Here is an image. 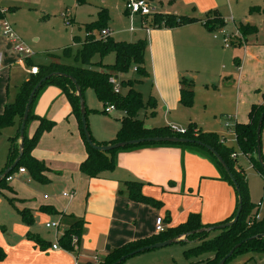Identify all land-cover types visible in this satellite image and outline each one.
Returning <instances> with one entry per match:
<instances>
[{
	"label": "crops",
	"instance_id": "0c3cea01",
	"mask_svg": "<svg viewBox=\"0 0 264 264\" xmlns=\"http://www.w3.org/2000/svg\"><path fill=\"white\" fill-rule=\"evenodd\" d=\"M2 2L1 0L0 5ZM199 2L200 0H158L156 7L157 12L162 14L189 16L183 14L184 3L198 6ZM102 3L107 5L106 0ZM107 7L104 8L109 12ZM1 8L8 9L6 17L9 12L13 13L12 20L9 21L27 45L33 42L29 45L32 48L31 45L41 42L40 38H35L38 31L32 22L26 20L25 26L19 24V8L16 5L0 6ZM203 11L206 13V10ZM200 12L203 13L201 10ZM209 12L207 11L204 17L190 16L199 20L174 28H146L143 18L140 17L141 27L135 26L132 27L133 30H129H140L139 34L133 33L136 39L130 38L132 36L129 35L117 39L115 34L124 32L115 31L108 25L112 37L117 41L134 42L147 39L145 81L150 85L148 99L155 102L156 106L149 108V113L154 112L151 120L149 116L144 117L146 126L156 127L160 122L166 125L169 122L173 123L170 125L172 127H186L187 115L194 105L188 108L180 103L182 77H191L195 87L197 81L203 77L202 85L208 93L213 89L210 93L214 99L220 96L230 101L231 91L235 110L227 111L231 113L229 117L232 122H249L252 105L263 103L264 78L255 83L251 81L252 74L258 76L256 71L260 68L258 65L262 64L259 54L254 55L251 50L264 52L263 45L258 39L257 42L247 45L248 38H244L242 47V40L234 36L232 44L238 47L231 51L232 68L227 72L217 69V62L219 63L221 57H225L226 51L220 52L210 35L211 32H221V28L210 31L202 22L206 20ZM29 37L35 40L32 41ZM66 47H63L62 51ZM32 50L34 51L33 48ZM16 53L0 33V113L6 105L15 101L21 84L32 76L29 69L52 60L51 57H45L35 63L36 50L30 57ZM27 65H30L29 69ZM14 67L18 70L16 77L13 75ZM223 88L230 91L227 94L221 92ZM254 91L256 95H252ZM84 97L93 138L100 143L113 140L120 128L121 115L106 114L102 106L96 108L94 103L93 107H90L87 95ZM99 103L103 104L101 101ZM242 111H245L244 115H248L243 116ZM34 114L54 123L52 129L42 133L31 152L32 157L42 161L48 168L44 172L46 179L37 181L28 171L17 172V177L11 181L7 180L10 182L7 183L10 188L0 190L3 194L0 199V247L6 253L0 264H76L77 261L82 264H97L96 256L102 261L115 247L156 235V218L164 214L167 216V221L164 220L167 229L186 222L191 213H199L203 224L221 223L236 213L238 198L235 187L223 179L217 165L199 151L172 145L120 151L116 155V168L113 171L90 178L80 170L81 164L88 157V151L80 121L64 92L57 86H47L35 104ZM233 115H236L235 118ZM107 117L118 123L108 126L102 121ZM192 117L195 118V115H189V118ZM39 125L38 119L29 122L27 135L32 137ZM9 127L8 133L0 139V150L8 153L7 158L0 162V174L7 165L11 139L18 133L17 123ZM212 130L214 129H206ZM126 181L142 183V193L160 204L136 202L129 199L125 193L118 194L119 189L125 190L123 183ZM9 199L14 202L11 203ZM25 208L33 215L32 225L25 224L18 211ZM263 209L264 207L261 211ZM261 213L264 216V213ZM76 220H82L83 225L79 249L73 253L62 248L58 239ZM53 221L60 222L59 233L40 230L41 227L46 228V223ZM37 224H40L39 229ZM30 235L38 236L47 242L45 248H41ZM55 243H59L61 248L54 249Z\"/></svg>",
	"mask_w": 264,
	"mask_h": 264
},
{
	"label": "trees",
	"instance_id": "16d2710c",
	"mask_svg": "<svg viewBox=\"0 0 264 264\" xmlns=\"http://www.w3.org/2000/svg\"><path fill=\"white\" fill-rule=\"evenodd\" d=\"M261 11L264 13V8H250L251 13H261ZM149 17L150 16L143 18L144 26H146V28H174L199 20L190 16L162 14L159 12H156L154 15H152L151 20H149L148 22ZM109 20L110 15L108 10L106 8L99 9L97 19L84 24V28L86 31L84 39L80 38V36L77 35L73 37V43H79L81 45L77 49L74 56L75 61L80 62V64L75 65L64 62H54L53 60H51L49 63L39 66V73L32 74V76L28 80L21 84L15 101L6 105L4 111L0 113V133L6 127L12 126L16 123L18 125V133L11 139L12 146L10 148L6 168L1 172L2 174L7 168L13 165L14 161L19 155L20 126L22 123L25 107L32 90L44 77L52 73H57L43 82L42 86L39 88L34 97L26 124L23 156L17 166L12 170V172L0 182V188H10L7 185V178L15 171H18L21 167H25L30 176L37 181H44L46 179L44 172L48 170V168L42 161L32 157L31 152L38 143L42 133L52 129V127L54 126L53 122L47 120L46 118L37 117L34 114V107L40 94L47 86L51 85L59 87L64 92L72 105L74 113L80 121L82 135L88 151V157L81 164L80 170L86 176L95 178L99 177L103 172L113 171L116 168V155L120 151L140 149L150 146L172 145L190 148L205 154L219 167L220 171L222 172L223 179L227 180L234 186V183L229 174L225 171L224 167L214 156V154L207 147L196 142H144L141 144L128 145L123 148L112 149L109 151H101L91 147L83 131L80 111V99L76 95V86L73 82L74 78L80 86L83 95L86 90L93 89L97 99L101 101L104 106L108 103L114 104L118 110L124 111L123 117L120 119L121 128L119 129L116 137L109 142L100 143L96 141L91 135L94 143L105 146L146 137L178 136L195 141H201L204 144L213 147L227 163L239 186V191L235 189L238 198L237 210L239 207V196H241L242 198V210L239 218L237 222L232 226L223 229H217L219 231L218 234L211 238H209L211 232L206 231L198 232L188 236V241H196L198 244L186 250V255H189V257H198L204 253L210 252V256L201 259L198 264H218V262L223 257H225V255L229 253V251L233 249L238 243L242 244L235 249L234 254L226 261V263L232 257L242 252L264 253V236H262L264 234V217L261 220H254L251 222V219L256 215V213L259 212V208L257 204H254L250 201V191L247 176L242 165L240 164V162H238V159L232 157V154L236 153V151L225 144L224 136L220 137L218 134L213 132H204L203 130L196 128L192 124L187 127L183 133L173 129V127L169 125L162 127H148L139 115L140 109L144 108L145 106L142 94L132 87L133 84H131V79L122 81V84L131 87L126 95L116 94L114 92L113 86L110 83V78L112 75H116L119 73H128V71L132 67H137V72L141 74V77L147 76V71L144 64L145 53L148 44L146 38L139 39L134 42H129L125 40L117 41L112 36L108 38L99 37L98 33L102 29L108 27ZM72 21L74 22V20H71V23ZM202 22H204V24L210 31L224 28L227 23L216 11H210L206 17V20H203ZM238 29L244 38H247L248 35L257 34L259 31L256 25L249 24L248 22L240 23ZM71 50V45L66 47L63 50V55H69L71 53ZM112 52L115 53L114 63H104L103 58L107 54ZM96 56H99L100 59L94 60ZM194 84V81L191 79H186L184 77H182L181 79L180 103L188 108H191L194 105ZM262 99L263 103L252 105L249 112V122H235L234 132L236 141L243 155L250 160L253 166L257 168V170L262 175H264V167L259 163L257 158V127L259 119L264 114V92L262 93ZM150 104L152 108H155L156 103L152 102L151 99H148V107L150 106ZM152 113L154 114V112ZM36 119L40 121V125L34 135L32 137H29L27 135V126L29 122ZM263 125L264 118L261 129L263 128ZM123 184L125 186V190L119 189L118 194L125 193L129 199L136 202H144L154 205L160 204V202L148 196H145L142 193V183L138 181H126ZM9 201L11 203L14 202L13 199H9ZM237 210L231 218L224 222L216 224H203L201 222L199 213H191L186 222L176 227L168 228L164 232L157 233L156 235L149 238L138 239L126 243L120 247L113 248L104 258V260L99 262V264H113L122 256L140 247L151 245L157 242H163L172 238H177L180 235H184L194 230H200L202 228L227 223L235 218ZM18 211L25 224L32 225L34 223L33 215L29 209H19ZM82 225V220H76L74 224L61 235L58 240L64 249H73V235L78 236L81 242ZM253 236L258 237L250 239V237ZM30 238L34 240L41 248H45L47 242L41 240L38 236L35 235H30ZM246 239L249 240L245 241ZM5 257L6 253L0 247V261L4 260Z\"/></svg>",
	"mask_w": 264,
	"mask_h": 264
},
{
	"label": "rangeland",
	"instance_id": "374dc122",
	"mask_svg": "<svg viewBox=\"0 0 264 264\" xmlns=\"http://www.w3.org/2000/svg\"><path fill=\"white\" fill-rule=\"evenodd\" d=\"M2 1H3L2 5L0 6L4 7L7 5H11V6L16 5L19 8L18 18H19V24L21 26H25L26 25L25 21L29 20L34 24L33 27L37 29L38 35L35 38H40L41 42L38 44L34 43L33 45H31L34 51L36 50L37 52L36 53L37 56L34 57L35 63L37 62V60H44L45 57H51V59L54 62H64V63L79 65L80 62L75 61L74 56L77 49L81 45L73 43V37L77 35L80 36V38L84 39L86 35L84 24L86 22H91V20H94L95 18L98 17V11L99 9L102 8L101 6L104 7L108 6L107 8L109 9V14L111 18L109 22V25H111L110 28L114 29L115 31L124 32L122 34H117V35L115 34L114 36L115 38L119 39L122 36L128 37L129 35L132 36L130 38L136 39V37H134L135 34L133 33L136 34L140 33L139 29L136 32L129 31L132 27L133 28H135V26L137 28L141 27V18H140L141 16L134 15L135 18L132 19V17H130L129 14L125 12L124 0H106L105 4L107 5H104L102 3L104 0H2ZM152 3L154 6H156L158 0H152ZM194 6L195 4L189 5L184 3L183 14L189 16L204 17L206 16L207 11L208 12L210 10H212L213 12L216 11L225 20V22H227L225 26L226 31H228V33L231 36H237L239 39L242 40V43L245 42V39L238 29L240 23L250 22L251 24L256 25L259 31L257 34L248 35L247 37L248 41H246L247 45L257 42L258 39V42L262 44L264 48V13L262 11L261 13L250 12L251 7H259L263 9L264 0H200L198 6L197 5L195 7ZM202 9L206 10V13ZM200 10L203 13H201ZM12 15H13L12 12L8 13L7 15L8 20H12ZM151 18H152L151 16L148 18V22L149 20H151ZM71 20H74V22L72 21L71 23ZM214 34H217L219 37L217 39L213 38ZM210 35L216 46L220 49V52L224 50L226 51L225 57L224 58L221 57L219 59V63L217 62L216 68L222 69L223 71L227 72L229 68H232L231 62L233 63V61L230 62L231 51L232 49L238 47V45L235 44L232 45L231 47H225L221 32L218 31L211 32ZM35 38H32L31 40L34 41ZM5 40L7 41V44L10 45L12 51L16 53L17 51L15 50L13 43L6 37ZM27 43L29 44V42ZM32 43L33 42H31L30 44ZM70 45L72 47L71 53L67 56H64L62 51L63 47ZM241 46L244 47V43ZM251 52L254 55L259 54L258 56L260 57V60H262V64L258 65V67L260 68L258 69V71H256L258 72V76L252 74L251 81L255 83V82H259V80H262L264 78V74H263L264 68H262L264 67V52H261V50H256V49L251 50ZM99 59H100L99 56H96L94 58V60H99ZM114 61H115V53L113 52L107 54L103 58V62L106 64H112L114 63ZM29 66L27 65L26 67L29 69L30 68ZM14 68L15 69L13 70L14 71L13 75L14 77H16V72H18V70L16 69V67ZM140 75L141 74L135 72L132 67L128 71V73H119V79L121 83L122 81H127L128 79H131L132 81L131 84H133L132 87L135 90L141 92L145 103L144 108H141L139 111L140 118L144 119L145 116H149V120H151L152 116L154 115H152V113H149V108L151 107V105L149 107L147 105L150 85L147 81H145V77H141ZM190 78L191 77H188L187 79ZM202 82H204L203 77H201V79L197 81V85L195 87L196 98H195L194 108L191 112L189 111V115H195V118L194 117L189 118V115H187V119L185 122L186 127L184 129H186L192 124L196 128L203 129L204 131H206L207 128H213L214 130L206 131V132L216 133L220 137L224 136L225 144L228 147L233 148L239 156L238 158L237 154L234 156L235 153H233L232 157L238 159V162L241 161V164L244 168L249 184L250 201L254 204H258L262 199H264V175H262L257 170V168L253 166L250 160L243 155L236 141L235 132H234L235 122H232L231 119H228V117L231 116V113L227 111V110H235L234 98L232 96L233 94L229 89L223 88L221 89V92H226L227 94L228 91H230L229 93L230 101H227V99L224 100L220 98V96L214 99V96H212V94L210 93V91H213V89H210L208 93L207 92L208 90L202 85ZM130 88H131L130 86L122 84L121 95H126L129 92ZM85 92L86 93H84V95L85 94L87 95L88 106L93 107V103H94L96 105V108L97 107L100 108L101 106L104 108V104L101 105L99 103V100L97 99L93 89H88ZM233 92L235 93V90H233ZM256 94L257 93L255 91L252 93V95H256ZM220 110L224 111V113ZM244 113L245 111H242L243 116L248 115V113H246V115H244ZM112 114L121 115V117H123L122 115L124 114V111L117 110L114 111ZM235 116L236 115H233L234 118ZM161 117H163V115H161ZM197 119L199 120L197 121ZM87 121H88V117H87ZM102 121H105V123H107L108 126H110L109 124L114 125L115 123H118L116 120H113L109 117H107L106 119L105 118L102 119ZM228 122L231 123V127H227ZM119 124L121 128V123ZM159 124L160 125L156 127H162L168 125L170 126L173 123L168 122L166 125V123L160 122ZM174 127H179V126L174 125ZM9 129L10 127H6L2 130V132L0 133V139L2 135L5 136L8 133ZM261 136H262V140H261L262 153L264 155V125L262 128ZM7 155L8 153H6L5 150H0V162H2V160L7 158ZM13 176L17 177V171L13 173ZM1 189L2 188H0V190ZM2 198H3V194L0 193V199ZM261 212L264 213V209ZM161 217L163 218V220L167 221V216L165 214L162 215ZM36 227L37 229H39L40 224H37ZM1 230L2 228L0 226V231ZM40 230L49 231L51 233H54V231H56L53 228L51 230H48L43 227H41ZM218 232H219L218 230L211 231L209 238L217 235ZM197 244L198 243L196 241H188L185 243L184 242L172 243L164 247L150 250V252H146V254H138L134 257L129 258L122 264H198V262L201 259L210 256V252L204 253L198 257H192V256L189 257V255L185 254L186 250L194 247ZM263 257H264V253L262 252H242L232 257L226 264H262ZM141 259H145V260H141Z\"/></svg>",
	"mask_w": 264,
	"mask_h": 264
},
{
	"label": "water",
	"instance_id": "95a60500",
	"mask_svg": "<svg viewBox=\"0 0 264 264\" xmlns=\"http://www.w3.org/2000/svg\"><path fill=\"white\" fill-rule=\"evenodd\" d=\"M54 74L57 73H52L50 75H47L46 77H44L41 81L38 82V84L34 87V89L32 90L25 110H24V115H23V119H22V123L20 126V139H19V155L16 158V160L14 161L13 165L9 168H7L4 173H2L0 175V182L8 175L12 172V170L17 166V164L19 163V161L21 160L23 153H24V139H25V132H26V124H27V120L29 117V113L31 110V105L32 102L34 100V97L37 93V91L39 90V88L42 86L43 82L45 80H47L48 78H50L51 76H53ZM58 74H62V73H58ZM73 82L75 83L76 86V95L79 97L80 99V111H81V121H82V125H83V131L85 134V137L88 141V143L91 145V147H93L94 149H98L101 151H109L112 149H118V148H123L126 147L128 145H137V144H141L144 142H170V143H198L200 145H203L205 147H207L213 154L214 156L218 159V161L222 164V166L224 167L225 171L229 174L230 178L232 179L235 189L239 191V186L238 183L233 175V173L230 171V168L228 167L227 163L224 161V159L222 158V156L211 146L204 144L201 141H195V140H191V139H187L184 137H178V136H154V137H146V138H139V139H132V140H128V141H123V142H119V143H115V144H111V145H105V146H101L98 145L96 143L93 142L92 137H91V132L89 129V125H88V121H87V108H86V101H85V97L83 95V92L80 88V86L78 85L77 81L73 78ZM263 118H264V114L261 116V118L259 119V123H258V127H257V158L259 163L264 167V160H263V154H262V144H261V125L263 122ZM242 210V198L241 196H239V207L237 210V214L235 216V218L232 221H229L227 223L224 224H220V225H215V226H211V227H207V228H202L200 230H194L191 232H188L184 235H180L177 238H172V239H168L166 241L163 242H157L151 245H147L144 247H140L138 249H135L129 253H127L126 255L122 256L120 259H118L115 263L113 264H121L123 261H126L127 259L134 257L138 254H142L145 252H148L150 250H154L156 248H160V247H164L167 245H170L172 243H177L180 241L183 242H187L188 241V236L198 233V232H211L213 230H217V229H223V228H227L232 226L233 224H235L239 218V215L241 213ZM264 236V234L262 235ZM258 236H253L250 237V239L252 238H256ZM249 239H246L245 241H247ZM244 241V242H245ZM242 243H238L233 249H231L229 251V253H227L225 255V257H223L218 264H225L226 261L234 254V251L236 248H238Z\"/></svg>",
	"mask_w": 264,
	"mask_h": 264
},
{
	"label": "built area",
	"instance_id": "2783aa9c",
	"mask_svg": "<svg viewBox=\"0 0 264 264\" xmlns=\"http://www.w3.org/2000/svg\"><path fill=\"white\" fill-rule=\"evenodd\" d=\"M125 10L126 12L129 14L130 17H134V15H140L142 18L144 17H148V16H152L157 12V7L153 5V3L150 0H125ZM8 9H4L1 8L0 9V33L6 37L7 39H9L12 43L13 46L15 48V50L27 57H30L34 54V51L32 50V48L27 45L24 40L20 37V35L16 32V30L14 29L13 25L11 24V22L8 20V18L6 17V13H7ZM131 30H133V28H131ZM221 33L223 36V42H224V46L225 47H231L233 44V39L234 36H231L228 31H226L225 27L221 28ZM99 37H103V38H108L110 36H112V31L110 30L109 27L102 29L99 33H98ZM215 38H218L219 36L217 34H214ZM0 61H1V54H0ZM133 70L135 72H137V67H134ZM31 74H37L39 73V67L37 66H33L29 69ZM110 83L113 86V90L116 94H121L122 93V83L119 79V74L116 75H112L110 78ZM118 109L116 108V106L114 104H106L104 106V113L106 114H112L114 111H117ZM228 119H231V117H228ZM232 121V119H231ZM231 123L228 122L227 123V127H231L230 126ZM173 129L180 131V132H184L185 129L182 128H177V127H173ZM237 153L234 154V156ZM238 156V154H237ZM18 173H25L27 172V169L25 167H21L19 168V170L17 171ZM14 178L13 174L10 175L7 180L11 181ZM72 196V195H71ZM264 205V199H262L258 204V208H259V212L256 213V215L251 219V222L254 220H261L263 218V215L261 213V209ZM46 228L47 229H55L56 233H59L60 231V222L58 221H53V222H48L46 223ZM156 233H162L166 230V225L165 222L163 220L162 217H157L156 218V227H155ZM61 236H59L60 238ZM72 245H73V249L72 250H67L69 252H73L76 253V251L79 249L80 246V239L78 238V236L73 235L72 236ZM53 248L54 249H59L60 244L59 243H55L53 244ZM63 248V247H62ZM95 262L97 264H99L100 259L98 256L95 257ZM76 264H82L79 263L78 261L76 262ZM262 264H264V259L262 260Z\"/></svg>",
	"mask_w": 264,
	"mask_h": 264
}]
</instances>
